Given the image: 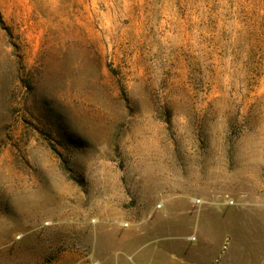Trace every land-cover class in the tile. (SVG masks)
<instances>
[{"label":"rangeland","instance_id":"374dc122","mask_svg":"<svg viewBox=\"0 0 264 264\" xmlns=\"http://www.w3.org/2000/svg\"><path fill=\"white\" fill-rule=\"evenodd\" d=\"M0 264H264V0H0Z\"/></svg>","mask_w":264,"mask_h":264}]
</instances>
